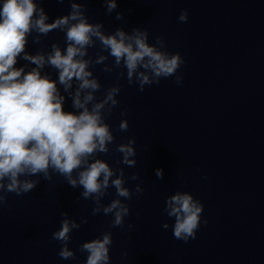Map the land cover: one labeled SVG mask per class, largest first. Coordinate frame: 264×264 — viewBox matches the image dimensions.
<instances>
[{"label": "clouds", "instance_id": "obj_1", "mask_svg": "<svg viewBox=\"0 0 264 264\" xmlns=\"http://www.w3.org/2000/svg\"><path fill=\"white\" fill-rule=\"evenodd\" d=\"M105 6L108 13L113 12L117 7L116 0H106ZM86 11L83 5L72 3L69 15L46 23L49 17L36 0H0V192L17 196L29 193L40 181L21 180L22 176H42L51 181V173H56L72 188L83 189L82 198L92 199L97 204L93 209V215H96L101 212L100 199L110 186L115 188L116 196L124 200H130L133 193L124 187L123 169L117 173L103 160L93 159L98 153H108L107 146L114 142L103 113L106 105L109 114L118 105L116 96L120 88L110 87L104 98L95 102L94 94L101 86L88 70L92 61L85 59L87 49L99 41L102 50L114 59V66L122 65L126 69L128 84H138L141 92L146 85H159L161 79L172 76L180 84L183 77L177 75V71L185 61L178 52L169 53L161 37L156 36L155 43H149L147 30L133 28L129 34L118 28L114 33L105 34L101 23H89L84 14ZM115 18L121 20L123 15L117 13ZM178 20L187 22V10L180 12ZM55 29L65 31L67 46L64 50L54 44L47 56L25 52L27 37L33 31L47 35ZM18 57L35 67L30 71L16 67ZM106 59L99 56L96 63H103ZM45 64L57 70L58 82L69 93L73 111L64 110L65 97L61 95L57 81L41 74ZM104 71L111 70L105 68ZM119 75L123 78L125 72ZM73 81L77 82L76 90L69 92ZM127 112L125 110L121 115L126 116ZM127 129V122L121 121L119 130ZM134 144L135 139H129L127 144L117 146L116 151L122 154L119 163L135 166L136 161L130 159L136 155ZM155 174L158 179H163V169H156ZM114 175L117 178L112 179ZM138 178L136 173L130 177L132 180ZM142 192L137 185L135 193ZM5 203L6 196L0 195V206ZM203 210L204 205L189 192L178 191L166 197L164 211L174 218V238L185 243L194 240ZM102 211L104 215H113L111 226L114 228H122L124 217L130 214L129 206L121 199L113 200ZM62 215L65 218L59 230L52 234V239L62 243L58 253L62 259H74L67 244L70 232L80 225L68 219L66 213ZM162 227L167 229L168 225L165 223ZM128 228L132 230L133 225L129 224ZM112 243V233L105 232L102 238L82 244L80 251L87 253L86 264H110ZM123 256L127 257V253Z\"/></svg>", "mask_w": 264, "mask_h": 264}]
</instances>
